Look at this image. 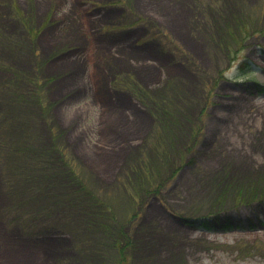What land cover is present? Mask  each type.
<instances>
[{
	"label": "rangeland",
	"instance_id": "374dc122",
	"mask_svg": "<svg viewBox=\"0 0 264 264\" xmlns=\"http://www.w3.org/2000/svg\"><path fill=\"white\" fill-rule=\"evenodd\" d=\"M260 46L264 0H0V264H264Z\"/></svg>",
	"mask_w": 264,
	"mask_h": 264
},
{
	"label": "trees",
	"instance_id": "16d2710c",
	"mask_svg": "<svg viewBox=\"0 0 264 264\" xmlns=\"http://www.w3.org/2000/svg\"><path fill=\"white\" fill-rule=\"evenodd\" d=\"M250 26L253 27V25H250V24L249 25H246V26H244V25L242 26L241 31L243 32L244 35H246L248 33L250 35V32L252 31V28ZM245 47H246L245 44H242L240 46V49L242 50ZM260 53H261L262 57L264 58V47L263 46H260ZM241 71H242L241 72V75L245 77V76H247L249 74L255 73L256 72V68L253 67L250 63H245V64H243ZM249 79L250 80H253L257 84V86H258L256 76L251 75L249 77ZM260 88L263 89L264 87L260 85ZM244 199L245 198L242 196V193L240 192V200L241 201H239V203L241 204ZM183 219H185L186 225L187 226H190V227H205V228L211 227L210 226V222H209L210 219H207V217H200V218H198V217H196L194 215H186V216L183 217ZM111 242H113V240ZM124 252H125V250L123 248H120V253H121L120 255H121V260H122L121 261L122 262L121 264H125L127 262V260H128V256Z\"/></svg>",
	"mask_w": 264,
	"mask_h": 264
}]
</instances>
